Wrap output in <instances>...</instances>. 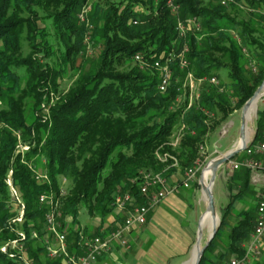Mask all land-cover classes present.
Listing matches in <instances>:
<instances>
[{
  "label": "trees",
  "instance_id": "trees-1",
  "mask_svg": "<svg viewBox=\"0 0 264 264\" xmlns=\"http://www.w3.org/2000/svg\"><path fill=\"white\" fill-rule=\"evenodd\" d=\"M173 2L175 13L166 0L94 1L87 16L90 43L99 53L85 61L80 56L85 28L78 19L85 0H0V247L22 232L28 261L62 264L47 256L44 245L52 235L44 230L43 216L54 203L70 254L82 251L78 242L90 231L64 228L63 217L79 223L82 207L87 216L100 218L92 237L104 239L124 220L111 202L119 187L144 205L130 180L144 170L165 177L175 170L184 174L200 157L204 136L214 134L262 84L264 0H234L230 6L217 0ZM195 17L198 28L181 37L176 22ZM184 45L188 64L181 70L176 56ZM168 53L173 55L168 65L172 74L161 92L160 73L152 66L155 59L163 64ZM135 55L146 65L139 66ZM221 70L227 71L226 83L219 78ZM187 71L202 79L191 107H186L188 89L183 86ZM68 75L67 91H58ZM211 76L218 84L208 83ZM255 126L252 144L264 132V107L257 110ZM19 144L28 149L22 152ZM163 155L164 162L159 158ZM32 166L45 178L38 181ZM249 175V169L241 168L229 176L237 189L227 186L228 203L220 208L217 232L198 264L243 256L241 246L253 230L258 203ZM8 177L18 202L9 191ZM42 194L52 204H39ZM234 202L243 208L225 234L224 252L213 259L209 254ZM21 205V220L13 221ZM10 251L14 258L0 251V264H24L18 250Z\"/></svg>",
  "mask_w": 264,
  "mask_h": 264
},
{
  "label": "built area",
  "instance_id": "built-area-1",
  "mask_svg": "<svg viewBox=\"0 0 264 264\" xmlns=\"http://www.w3.org/2000/svg\"><path fill=\"white\" fill-rule=\"evenodd\" d=\"M221 5L228 3H233L234 0H219ZM167 4L171 7L172 13H175L176 6L174 5L173 0H166ZM175 29L178 31L179 35L182 37L187 30L197 29L198 23L197 19L189 18L184 20H178L175 25ZM188 50L187 46L184 45L182 51L177 54L176 58L179 59V69L183 70L188 64L187 59L184 56L185 51ZM172 53H168L165 62L163 64L160 62V59H155L153 63V68L160 73V79H158L157 87L161 92H165L169 79L171 78V72L168 67L170 60L172 59ZM133 59L141 64L140 66L145 65L143 59L138 55H135ZM254 70V69H253ZM201 78L196 80L191 73L187 71V74L183 80V86H186L188 89L187 92V106L193 105L197 100L198 94L200 92V81ZM209 84H218L215 76L208 78ZM176 102H179L176 99ZM209 116L208 113H204ZM211 116V114H210ZM183 127L180 128V131L176 133L172 140L171 145L175 146L178 143ZM17 135V134H16ZM18 136V135H17ZM19 149L26 151L28 148L21 147L17 145ZM202 148L200 145L198 149L199 158L193 164L189 166L185 171L184 178H182V185L187 187L188 182L193 180L196 174L199 172V169L205 159L202 158ZM243 154L245 156L239 161L230 160L225 164L230 171H237L241 168L249 169V183L252 185L261 184V189L258 192V203L256 204V218H254L253 230L248 234V240L244 246H241L243 249V256L237 257L233 256L226 264H249L255 260L260 255V248L264 241V132H262L261 137L256 143L252 144V141L247 143L246 147L243 149ZM163 162L167 159V155L159 157ZM174 162L172 165L177 163V160L172 157ZM10 173H8L9 176ZM9 191H11L12 198L16 202L19 201L16 191H14L9 184L10 181H7ZM129 183H136V187L139 190V196H141L146 202L144 205H137L135 198L129 192L122 191V188L119 187L117 191L112 195V206L115 213L121 212L124 215V220L119 223L114 231H112L104 239L99 237H90L86 239L80 237L81 241L78 242L82 251L77 254H70L68 247L66 246L65 238L66 234L64 232H59L58 227L59 223L55 218L54 210L57 204H52L48 195L42 194L38 197V203L43 204L46 201H49L51 209L48 210L44 218V230L49 232L52 236L51 238L44 240V245L46 247L47 256L57 258L62 261V264H94L99 259H102L105 254L111 251V245L113 242L120 245L122 248L127 249L128 244L126 236L132 231L134 227L142 226L147 220V213L156 207L161 198L165 197L167 194H170L174 191L173 189L166 188L164 176L159 174H153L149 171H140L138 177L131 179ZM55 206V207H54ZM23 205H21L17 218L13 221L19 222L21 220ZM19 238L17 240H8L3 246L0 247V251L6 254L8 257L14 258L15 255L11 250H18L19 258L24 262V264H32L31 261H28L25 257L24 247L22 242L25 237V233L19 232ZM35 235V233H34ZM33 235V236H34Z\"/></svg>",
  "mask_w": 264,
  "mask_h": 264
},
{
  "label": "rangeland",
  "instance_id": "rangeland-1",
  "mask_svg": "<svg viewBox=\"0 0 264 264\" xmlns=\"http://www.w3.org/2000/svg\"><path fill=\"white\" fill-rule=\"evenodd\" d=\"M94 1H96V0H85L84 6L82 7L80 12L78 13L79 23L81 25L84 24L83 26L85 28V36H84V39L82 42V45L84 48H83L82 53L80 54L82 60L85 59V61H86V59L93 60L94 58L97 57V55L99 53V47H97V48L92 47V45L90 43L91 34H92L91 33V27L92 26H91V22L87 16L89 11L92 9L91 4ZM217 1H219V0H217ZM229 4H231V3L225 4V5L228 6ZM239 7H241L244 10L243 5H240ZM138 65L140 66V64H138ZM145 65H143V66H145ZM88 67H90V64L85 65V68H88ZM171 74H172V72H171ZM219 75H220V77H219L220 80L223 83H226L227 77H228L227 71L221 70L219 72ZM70 82H71V79H70V76L68 75V77H66L65 79H63L59 82V87H58L59 90L58 91L66 92ZM57 96H58V94L55 95V97H57ZM55 97H54V95L52 96L53 99ZM263 106H264V95L258 99V102L255 106V109L250 110L249 117H248L250 119L246 122V126L248 127L247 137L249 140L247 143L253 141L252 138L254 136V133L256 132L255 118H257V110L261 109ZM240 114H241L240 110L236 111L234 114L232 113L230 115V117L220 125V128H218V134L216 131V132H214V134H208L207 136H204V138H203L204 143L201 144L203 146L201 159H203V160L205 159V161L202 163V166L204 163H208L210 160L214 159V157L219 156V155L221 156L223 153L228 151L229 148L233 147L236 144L237 133H239V127H240L239 126ZM244 156H245V154H243V152H241V153L237 154L236 160H234V159H231V160L239 161V160L243 159ZM225 164H223V165H225ZM202 166H201V168H202ZM32 167H33L32 168L33 175L35 176V178L38 181H41L42 179L45 178V176L42 173L40 168H35L34 166H32ZM199 172L200 173H199L197 179H199V177L201 176V169H199ZM208 176H209V174L207 173L206 177L208 178ZM216 176H217V171H216ZM216 176H215L214 182H213L214 185H213V191H212V198L214 200L213 206H214L215 212H217V215L220 218V216H221L220 208H223L225 205H227L228 198H226L227 192L225 191V189L223 187V185L225 184L224 181L221 180V183H220V180ZM8 180L11 183V180L9 177H8L7 181ZM201 183L203 184L202 180H201ZM66 185H67V183H65V181H63L61 183L60 187H61L62 191H64V187H66ZM196 185H197L198 189L196 191L195 201H197V202H195L194 210L191 212L192 214L190 216V219H188V223L186 224L187 227H189V229L191 230V233L192 232L195 233L194 237H192V239L190 240L189 246L186 250V256H188V258H191L192 254H194V252H195V248H194L195 242H196L195 238H196V234L198 233V230H199L198 220H200L202 213L205 211L204 205H205L206 199L204 198L205 197L204 188H202L203 190H201L200 184H196ZM230 185L231 186L233 185L232 181L228 182V184L226 185V188H227V186H230ZM233 186H234L233 189L235 188V190H236L237 187H235V185H233ZM201 192H203L202 197H201V195H202ZM13 200H14V198H13ZM57 208H58V204L55 207L56 210H54V214H55V218L57 219V222L59 223L58 230H60L61 222L59 221V219L61 220V216L58 214ZM242 208L243 207L240 204H237V202L236 203L234 202V204H232V207L230 208V211H229L230 214L228 215L227 219H225L223 231H222V233H220L221 236L219 239L217 238V241L214 243V247H213L211 253L209 254L213 259L218 258L220 252H222V253L224 252V247H225V242H226L225 234L229 232L231 225L234 223V221L237 218V214H238L239 210ZM218 216H217V218H218ZM78 217H79V223L75 224L73 222L72 218H69V217L66 218V216H64L63 217L64 228L76 229V227L78 226L80 231H81V229L85 228L86 230L90 231V234H87V236H89V237L86 239H90V236L92 237V233L94 232L93 229H95V227L98 226V224L100 223V218L97 216H94V215L87 216L84 212L83 207L81 209H79ZM212 219L213 218L210 216L207 217L204 224H203V230H202V236H201V242H200L201 247L204 246V243L206 242L205 240L207 238V235L209 233H211V231H212V228H213ZM111 220H112V218L108 217V221L111 222ZM129 244H130V249L127 248L124 250L127 251V254H131L133 256L132 250L136 246V243L133 242V243H129ZM150 245H151V241L150 242L146 241L141 246V249H143L145 251V250H147L146 248ZM154 256L156 257L154 259V261L156 263L163 262L162 260H164V259L161 260V258H159L157 256V252L154 254ZM141 257L142 258H140V260L143 261L142 264H147V262H145L146 259L142 255H141ZM193 257H194V255H193ZM124 258H125V256H124ZM230 258H231V255H228L225 258L221 257V258H219L218 264H222V263L230 260ZM125 259H124V261H125ZM170 259L171 258L166 259V261L169 262ZM147 260H148V262H150L151 258H147ZM253 261H254L253 264H264V241H263L261 248H260V255ZM250 264H252V263H250Z\"/></svg>",
  "mask_w": 264,
  "mask_h": 264
},
{
  "label": "crops",
  "instance_id": "crops-1",
  "mask_svg": "<svg viewBox=\"0 0 264 264\" xmlns=\"http://www.w3.org/2000/svg\"><path fill=\"white\" fill-rule=\"evenodd\" d=\"M234 171H230L225 165L217 168L216 177L220 180V183L221 180L224 181L225 184L223 187L225 191L227 190L226 185L229 176H231ZM199 173L200 172L196 174L193 180L188 182L187 187L182 185L184 174H181L179 171L175 170V172L169 177H165L162 174L164 176L166 188H174V191L161 198L160 203L147 213L146 222L140 227H134L132 232L126 236L128 249H130L129 243H136V246L132 250L133 256L127 254V251H125L124 248L113 242L111 245V251L94 264H142L143 261L140 260V258H142L141 255L146 259L145 262H147V264H188L189 262V264H191L193 261V254L191 258H188V256H186V250L195 233H191V230L186 224L188 223V219H190L191 212L194 210L195 202H197L195 201V196L198 189L196 184H198L197 177ZM261 184L262 183L252 185L250 183L253 188L254 197H256L257 200ZM202 188L201 190H203ZM203 192H201V197L203 196ZM226 198H229L228 193ZM237 204H240L243 207L242 203L237 202ZM247 238L248 235L243 241L242 246L246 244V241L248 240ZM146 241H151V245L144 251L141 249V246ZM156 252L161 260L164 259L162 260L163 262L156 263L154 261L156 258L154 254ZM147 258H151V261L148 262ZM169 258H171L169 260V262L171 261L170 263L166 261V259Z\"/></svg>",
  "mask_w": 264,
  "mask_h": 264
},
{
  "label": "water",
  "instance_id": "water-1",
  "mask_svg": "<svg viewBox=\"0 0 264 264\" xmlns=\"http://www.w3.org/2000/svg\"><path fill=\"white\" fill-rule=\"evenodd\" d=\"M262 84L259 85L256 90H254L253 94L251 95L250 99H248L244 104H242L241 108H240V119H239V133H237V142L236 144L229 148L228 151H226L225 153H223L221 156H216L214 157V159L210 160L208 163H204L202 168H201V176L203 173V169L207 166H209V170L210 171V176L208 177V184H209V189L208 191L205 192V199H206V205H205V211L207 210V212H209L210 216L213 218L212 219V231L211 233H209L207 235L206 238V242L204 243V246L197 248L196 251L194 252V257H193V261L191 262V264H198V262H200L201 257H202V252L204 250V247H206L208 245V243L211 242L212 237L214 236V234L217 232L218 229V224H219V216L217 215V212H215L214 209V200L212 198V191H213V182H214V178L216 176V171L217 168L219 166H222L223 164H225L226 162H228L231 158L237 156V154L241 153L243 148L246 147L248 140L247 137V133H248V127L246 126V122L250 119L247 117L248 114V109L250 108L251 105H253L259 97L263 96L264 93L262 92V90H264V79L261 82ZM201 176L198 179V184H200L201 188L203 187V185L200 183V179ZM218 216V218H217ZM201 220V218H200ZM200 220H198V233L196 234V238H195V246L194 248L199 244L198 241V234H200L201 232V227H200ZM216 220V221H215Z\"/></svg>",
  "mask_w": 264,
  "mask_h": 264
},
{
  "label": "bare ground",
  "instance_id": "bare-ground-1",
  "mask_svg": "<svg viewBox=\"0 0 264 264\" xmlns=\"http://www.w3.org/2000/svg\"><path fill=\"white\" fill-rule=\"evenodd\" d=\"M253 65V64H252ZM262 92L264 93V90H262ZM259 98H261V97H259ZM258 98V99H259ZM257 102H258V100L253 104V105H251L250 106V108L248 109V114H247V117H249V113H250V110H254L255 109V106H256V104H257ZM244 149V148H243ZM242 152H243V150H242ZM232 159V158H231ZM230 159V160H231ZM229 160V161H230ZM202 166V165H201ZM200 169H201V167H200ZM210 171L211 170H209V166H207V167H205L204 169H203V173H202V176H201V180H202V182H203V188H204V191L206 192V191H208V189H209V184H208V178L206 177L207 176V173L209 174V176H210ZM208 176V177H209ZM210 216V214H209V212H207V210L206 211H204L203 213H202V215H201V220H200V227H201V232H200V234H198V241H199V244L195 247V251H196V249L197 248H200L201 246H200V242H201V236H202V230H203V224H204V222H205V220H206V218L207 217H209ZM211 217V216H210Z\"/></svg>",
  "mask_w": 264,
  "mask_h": 264
}]
</instances>
